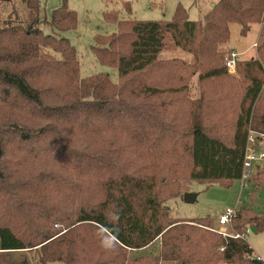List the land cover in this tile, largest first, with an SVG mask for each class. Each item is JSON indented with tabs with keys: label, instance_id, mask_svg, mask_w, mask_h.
I'll return each mask as SVG.
<instances>
[{
	"label": "trees",
	"instance_id": "trees-1",
	"mask_svg": "<svg viewBox=\"0 0 264 264\" xmlns=\"http://www.w3.org/2000/svg\"><path fill=\"white\" fill-rule=\"evenodd\" d=\"M40 5L41 0H0V104L10 117L13 108H17L21 113L36 117L35 123L50 118L53 131L46 126L31 130L20 124L18 117L1 125L0 164L5 156L3 132L15 144H29L24 157L28 154L33 160L45 158L55 165L67 164L64 168L71 170L72 180L53 177L48 186L59 189L65 186L63 200L70 208L59 212L55 208L57 203L48 206V192L42 191L39 195L44 204L33 205L22 227L26 231L19 232L15 225L0 220V256L24 251L37 253L35 263L23 259L0 260V264L54 261L131 264L128 251L146 252L156 241L160 245L155 256L160 262L264 264L261 256L254 255L247 239L214 231V217L174 219L168 205L170 198L183 197L186 192L175 191L179 186L175 181L179 178L225 185L242 179L250 131L264 134V27L258 47L260 58L237 59L246 87L228 140L222 134L210 133L201 117L192 118L187 131L177 128L179 132H175L172 119L163 125L154 114L155 107L151 110L146 103L151 97L166 98L165 94L173 93L177 108L187 112L191 105L186 107L183 99L190 100L189 82L183 77L182 67L189 74L199 70L202 83L222 78L233 81L223 48L231 38L230 25L239 24L241 35L246 36L253 24L263 22L264 0H215V5L199 20H190L182 8L170 21H120L117 12L105 13L107 21L119 23V30L98 38L94 49L101 61L117 65L119 83L103 73L80 77L77 51L67 38L60 36L77 26V14L65 3L53 12L50 21L44 20L54 31L45 33L41 29ZM124 6L131 10L129 2ZM7 7L9 10L5 12ZM168 39L194 55L190 66H185L181 60L180 63L174 61L181 69L174 77L179 85L164 87L138 80L136 89L130 87L134 75L146 72L160 61ZM46 80L53 81L54 85L44 87ZM229 96L218 89L215 93L206 89L200 97V105L192 103L201 110L211 104L222 105L224 110L220 109L222 113L218 116L224 117L230 104ZM165 107L168 109L167 105ZM10 117L4 121H9ZM222 123L223 119L219 118L217 128ZM59 127H64L70 135H62ZM107 132L124 141L125 147L89 153L77 150L68 142L74 139L83 144ZM184 138L188 140L184 142ZM57 169L58 172L63 170ZM104 172L107 177L98 180ZM85 177H91L87 186L79 181ZM0 180L8 178L0 175ZM251 180L249 188L253 200L264 184V168L257 167ZM241 210L244 216L249 212L253 215L249 222L247 219L244 222L238 213L232 223L236 231L246 234L247 229L254 226L258 233L264 232V210L254 211L249 205ZM60 223L68 230L63 232ZM83 225L103 231L111 241V253L105 255L103 251L94 258L80 247L88 246L84 238L75 234ZM151 252L155 253L154 247Z\"/></svg>",
	"mask_w": 264,
	"mask_h": 264
},
{
	"label": "rangeland",
	"instance_id": "rangeland-1",
	"mask_svg": "<svg viewBox=\"0 0 264 264\" xmlns=\"http://www.w3.org/2000/svg\"><path fill=\"white\" fill-rule=\"evenodd\" d=\"M129 2L131 10L129 11L124 3ZM215 0H41V29L45 33H53V29L50 24L44 20L50 21L52 14L56 9L61 8L65 3L66 6L75 11L77 14L78 23L73 29L60 33L61 37H65L69 40L70 44L75 47L80 62V77L87 78L96 74H106L114 83H119L120 77L118 73L117 65H111L101 61L95 52L97 47V39L101 37H107L113 33H117L119 23L109 22L105 19V13L117 12L118 19L124 20H165L170 21L174 18L177 10L182 8L186 11V15L190 20H199L201 17L209 12ZM9 10V7L5 9V12ZM264 27V20L261 23H255L252 25L250 32L243 36L240 33V25L232 23L230 25L231 38L223 48L226 51L225 58H227L229 51L234 50L239 54L238 57L243 61H247L253 58H260L259 43L261 38V32ZM167 48L160 53V61L155 67L148 69L144 73H139L133 76L132 81L129 83L135 88L138 80L144 82H154L158 85H170L176 87L179 85L174 77L179 74L180 66H175L174 61L190 66L194 63V55L177 47L171 39L167 40ZM180 65V64H179ZM183 66V65H182ZM185 73V80L187 79L188 91L190 100H184L186 107L191 105V108L187 112L183 113L184 109H178V103L175 100L173 93L165 94L164 97H151L146 103L148 108L152 110V106L155 107L153 111L155 116L160 118L163 125L168 124L167 121L172 119L171 123L175 126V132L177 128H182L183 131H187L190 127L192 118L201 117V120L206 125L210 133L222 134L225 139H229L232 133V124L235 121V117L239 113V106L243 100L245 92V77L243 71L236 67L235 72H230V75L234 78L231 79L222 78L218 81L202 83L199 81L200 72L196 70L192 74L187 73L185 68L182 67ZM193 69V68H192ZM188 72H190L187 69ZM54 82L46 80V86L52 87ZM43 87V88H44ZM136 89V88H135ZM215 93L218 89L222 92H227L229 96L228 102L229 108H226V115L218 114L224 110L222 105L209 106L207 109L195 107L194 105H200V97L204 90ZM233 96V98H232ZM51 98V97H49ZM171 98V99H170ZM232 98V99H231ZM194 102V105L193 103ZM157 104V105H156ZM163 104V105H161ZM177 104V105H176ZM168 106V109L165 106ZM0 104V126L6 125L11 121H14L17 117V121L27 128L39 129L46 126L49 131H53V124H49L50 118L44 120V122L35 123L36 117H32L28 114L21 113L17 108H13V116L10 117V113L4 112ZM185 107V108H186ZM221 109V110H220ZM166 111V112H165ZM168 112V113H167ZM205 112V113H204ZM149 114V110H148ZM7 117H10L9 121H4ZM219 118L223 119V126H218L217 121ZM54 123V122H52ZM55 124V123H54ZM60 133L64 136H69L64 127H59ZM31 129V130H32ZM220 130V131H219ZM1 131V130H0ZM76 135H79L77 132ZM258 140V148L264 150V134L255 133ZM50 139L52 136H47ZM184 137V136H183ZM10 136L3 132V146L5 148V156L1 162V176L8 178L7 181L0 180V220L8 224L15 225L16 230L26 231V228H22L24 220L28 221L30 212L33 210V205L42 203V197L39 195L42 191L48 192V206H52L57 203L55 207L57 211H67L70 205H65L63 200L64 193L67 188L62 186L60 189L48 186V182L58 176H63L60 180H72L69 177L71 170H65L66 165L58 163L55 165L49 159L39 158L33 160L27 154L29 151V144L18 145L13 141H9ZM57 138H55L56 140ZM188 138H184L186 142ZM47 141V140H45ZM77 150H81L89 153H97L104 148L113 147H125L124 141L115 136L112 132L101 133L99 136L88 139L86 143L76 141L74 139L68 141ZM117 151V150H116ZM30 154V153H29ZM84 155V154H83ZM263 163V162H262ZM57 167L63 168L58 172ZM264 166H262L263 168ZM181 172V170H180ZM107 172L101 174L98 180H103L107 177ZM258 174V172H256ZM263 176L262 174H258ZM68 179H67V178ZM95 178L97 176H94ZM59 178V177H58ZM256 178V177H255ZM254 178V179H255ZM91 180V177H85L80 179L82 183H86ZM251 181L235 180L228 185L222 183L209 184L208 182H193L188 177L179 178L175 181L179 186H176L175 191H186L197 193L198 199L194 203H187L182 196H173L168 201V205L171 209L170 216L174 219H195L206 216H212L215 218V226L212 229L223 228L218 224V217L221 213L225 212L227 208H236L238 213L243 218L242 220L250 219L253 215L252 212L247 213L244 216V210L240 211L245 206H250L254 211L264 210V184L261 186L259 193L255 194L253 200L251 199ZM55 191V192H49ZM100 191V190H97ZM60 197V198H59ZM65 198V197H64ZM63 200V201H62ZM248 217V218H247ZM243 225H245V223ZM249 222V221H248ZM29 223V222H28ZM246 227V226H245ZM59 228H63V232L68 230L66 225L60 223ZM226 230V228H225ZM229 232L241 233L236 231L232 224L228 227ZM62 232V233H63ZM81 238L85 239V243L88 246H82L83 249L89 251L92 257L97 258L100 253L105 252V255L111 253L110 245L111 241L103 231H100L95 226H81L75 233ZM245 235V239L250 243L254 250L255 256H261L264 259V232L254 233L248 232ZM159 241H156L153 246L148 248L145 252H127V258L130 259L131 264H174L171 261H157L156 254L158 253ZM79 246V244H78ZM155 249V253L152 254L151 248ZM28 259L29 262L35 263L37 259V253L34 251L15 252L13 254L1 255L0 260L5 262H11V260L22 261ZM49 264H67L62 261H54ZM219 264H225L223 262Z\"/></svg>",
	"mask_w": 264,
	"mask_h": 264
},
{
	"label": "built area",
	"instance_id": "built-area-1",
	"mask_svg": "<svg viewBox=\"0 0 264 264\" xmlns=\"http://www.w3.org/2000/svg\"><path fill=\"white\" fill-rule=\"evenodd\" d=\"M238 56L239 54L235 52L234 50H232L228 54L226 58V65L230 72L236 71ZM254 134L255 132L250 131V134L248 137L246 155L244 159V173H243L242 178L248 181H250L251 177L253 176L255 169L259 165L261 167L264 165V150H260L258 148L259 138ZM237 215H238V209L227 208L226 211L221 213L218 217V224L222 226L223 228H219V229L217 228L213 230L221 233L224 236H229V237H234V238H245L246 234L228 231V227L232 225L233 219L237 217ZM249 231L250 229H247V232Z\"/></svg>",
	"mask_w": 264,
	"mask_h": 264
},
{
	"label": "water",
	"instance_id": "water-1",
	"mask_svg": "<svg viewBox=\"0 0 264 264\" xmlns=\"http://www.w3.org/2000/svg\"><path fill=\"white\" fill-rule=\"evenodd\" d=\"M215 5V3L213 4V6ZM183 199L185 202L187 203H194L197 201L198 199V195L197 193H193V192H185L183 195ZM251 231L254 233H258V231L255 229L254 226H251Z\"/></svg>",
	"mask_w": 264,
	"mask_h": 264
},
{
	"label": "crops",
	"instance_id": "crops-1",
	"mask_svg": "<svg viewBox=\"0 0 264 264\" xmlns=\"http://www.w3.org/2000/svg\"><path fill=\"white\" fill-rule=\"evenodd\" d=\"M210 4H211V5H213L214 3H213V2H211ZM263 166H264V165H263ZM258 167L260 168L261 166L259 165ZM263 168H264V167H263ZM209 216H210V215H209Z\"/></svg>",
	"mask_w": 264,
	"mask_h": 264
}]
</instances>
